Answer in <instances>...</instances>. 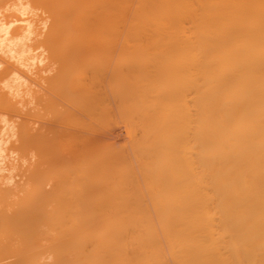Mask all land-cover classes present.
<instances>
[{"label": "bare ground", "instance_id": "1", "mask_svg": "<svg viewBox=\"0 0 264 264\" xmlns=\"http://www.w3.org/2000/svg\"><path fill=\"white\" fill-rule=\"evenodd\" d=\"M77 1L0 0V264H264V0Z\"/></svg>", "mask_w": 264, "mask_h": 264}, {"label": "rangeland", "instance_id": "2", "mask_svg": "<svg viewBox=\"0 0 264 264\" xmlns=\"http://www.w3.org/2000/svg\"><path fill=\"white\" fill-rule=\"evenodd\" d=\"M69 1V0H68ZM75 2H77V4H81L83 1L82 0H79V2L80 1H82V2H80V3H78V1L77 0H74ZM85 1H87V0H85ZM93 1H96V0H93ZM119 2H120V6H119V12L120 13H117V15H118V17H117V15H115L116 17H117V19H115L116 21L118 20V21H132L133 20V17L132 16H134V12H136V8L139 6V5H141L140 3H141V1H143V0H132V2H131V0H130V4H128L129 2H127V1H129V0H123V3H122V5H121V1L120 0H118ZM126 1V4L127 5H129V6H126L125 7V5H124V2ZM72 2V1H71ZM88 2V1H87ZM89 2L91 3V0H89ZM88 2V3H89ZM83 3H85V2H83ZM67 4H69V3H67ZM72 5H71V8H73V3H71ZM93 6L95 7L96 5H98L96 2L94 3L93 2ZM142 4H143V2H142ZM75 5V7L73 8V9H75L76 8V10H78L77 12H76V10H73V9H71V11H74V12H76L75 14L73 13V16L74 15H76V17H77V14H79V13H81V11H82V8H83V10L85 9V7H87V6H89V5H91V7H92V4H84L83 6H79V5H77L76 6V4H74ZM99 6V5H98ZM98 6H96V8H98ZM134 6V7H133ZM137 6V7H136ZM77 7H79V8H77ZM82 7V8H81ZM93 7V8H94ZM121 7V8H120ZM92 8V10L93 11H95V12H97V10L98 9H93ZM81 11H80V10ZM87 9V8H86ZM121 9V10H120ZM91 10V11H92ZM85 11H87V10H85ZM89 11V10H88ZM122 11V12H121ZM94 12V13H95ZM98 13V12H97ZM91 14V13H90ZM90 14H88L87 13V15H88V18H87V16H85V18H87V21H92L93 19H94V16L95 15H97V14H94V15H92V17L90 16L89 17V15ZM93 14V13H92ZM121 14V15H120ZM120 16V17H119ZM126 16H128L127 18H125ZM76 17H74V18H76ZM98 17V16H97ZM109 19V21H111V19H113V17L112 18H108ZM107 19V20H108ZM113 19V20H114ZM123 19V20H122ZM42 48V47H41ZM43 49V48H42ZM96 52L97 53H99V57L102 59H104L105 61H107L109 58H111L112 60L113 59H115L116 58V56H117V53H112L111 54V51H101V52H99V51H95V52H90V51H88V52H86L85 50L81 53V54H78V57H77V61H81V60H84V59H93V57H94V55L96 54ZM103 56V57H102ZM119 56H120V60L121 59H125V58H127L128 56H126V55H118V59H119ZM68 57H69V53H66V54H64L61 58L63 59V60H66V59H68ZM54 66H56V65H54ZM83 69V68H82ZM52 71V70H51ZM51 71H46V72H43V73H41V75L42 74H44V77H45V74L46 75H48V74H52V72ZM43 76V75H42ZM42 82H43V80H42ZM33 89H35V87L33 86ZM37 90V89H36ZM57 101H60V99L59 98H57L55 95L53 96ZM25 98H27L26 96H25ZM28 99V98H27ZM29 107V106H28ZM30 107H31V105H30ZM6 114V116H9V117H12V118H14V114H12V113H5ZM16 116V115H15ZM17 117V116H16ZM15 117V118H16ZM122 127V128H121ZM123 127H126L125 126V124L123 123V122H120V127H118V129H117V127H115L116 129V133H118V137L117 138H119L117 141H119L120 142V144H121V142H123V141H125L126 139H127V141H128V136H126L125 137V134L124 133H126V128H123ZM107 128H109V125L107 126ZM107 128L105 129V131L107 130ZM106 133H108L107 131H106ZM120 133V134H119ZM108 135H109V133L107 134V136L106 135H104V137L106 136L107 138H115V137H108ZM111 135V134H110ZM109 135V136H110ZM123 135H124V137H123ZM126 135H128L127 133H126ZM120 136V137H119ZM121 137H123L122 139H123V141H122V139H121ZM107 138H104L105 139V141L104 142H108V141H110V139L109 140H106ZM113 140V139H112ZM64 141V143H65V140H63ZM127 141H125V142H127ZM64 143H63V145H64ZM124 143V142H123ZM65 145H66V143H65ZM62 146V145H61ZM60 146V147H61ZM59 147V148H60ZM56 149H57V147H56ZM65 149H66V151H67V148L65 147ZM59 149H57L56 151H58ZM63 151H65V150H63ZM56 153V152H55ZM59 154V153H58ZM62 154V153H61ZM54 155H57V154H54ZM53 158H55V157H53ZM56 159L57 158H55V161L53 162V160H52V163H51V165L50 166H52V167H50V168H52V171H53V168H54V170H57L58 168L60 169L61 168V166H59V164H58V162L56 161ZM60 163V165H61V161L59 162ZM26 163H24V165H25ZM53 164H56L57 165V167H56V165H55V167H54V165ZM63 163H62V169H63ZM57 168V169H56ZM58 169V170H59ZM60 171H61V169H60ZM59 171V172H60ZM60 173H62V171L60 172ZM60 173H54V176H57L58 174H60ZM19 178L18 177H16V180H18ZM54 178H52V180H53ZM55 180V179H54ZM49 184V183H48ZM47 184V185H48ZM47 185H46V187H47Z\"/></svg>", "mask_w": 264, "mask_h": 264}]
</instances>
